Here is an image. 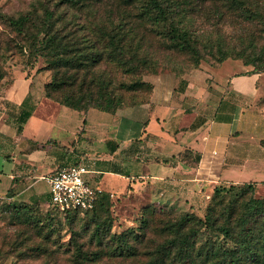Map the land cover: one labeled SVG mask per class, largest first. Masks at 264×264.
I'll return each instance as SVG.
<instances>
[{
    "label": "trees",
    "instance_id": "trees-1",
    "mask_svg": "<svg viewBox=\"0 0 264 264\" xmlns=\"http://www.w3.org/2000/svg\"><path fill=\"white\" fill-rule=\"evenodd\" d=\"M82 1L59 0L55 7H80ZM122 2V12L115 17H93L86 24L75 18L71 21L75 31H67L69 23L59 26L64 16L47 7L42 16L28 11L7 18L13 31L29 43L34 60L42 57L48 64L51 76L43 86L46 99L81 113L88 109L115 113L140 105L153 88L141 76L165 57L173 60L175 75L188 74L201 62L217 68L227 59L251 66L254 74H264V0ZM228 23L233 26L230 35L224 31ZM82 30L86 33L79 34ZM29 116V111L22 112L20 122ZM235 185L233 196L221 193L224 185L212 189L203 219L191 213L165 212L159 227L156 219L144 217L139 227L114 235L109 219L100 221L94 216L90 236L82 241L70 238L63 252L60 246L46 250L37 244L26 248L34 254L19 255L44 257V264H264V198L253 197L251 183L229 184V188ZM108 196L101 193L96 205L106 206ZM30 221L29 217L20 219L36 226ZM204 230L210 235L198 241ZM30 238L20 237L12 248L25 245Z\"/></svg>",
    "mask_w": 264,
    "mask_h": 264
},
{
    "label": "crops",
    "instance_id": "crops-1",
    "mask_svg": "<svg viewBox=\"0 0 264 264\" xmlns=\"http://www.w3.org/2000/svg\"><path fill=\"white\" fill-rule=\"evenodd\" d=\"M251 70L239 60L227 59L217 68L201 62L198 69L181 77L179 87L161 88L151 82L152 92L144 103L123 108L132 111H123L128 118L117 128L118 138L109 143L110 150L96 156L100 167L96 172L101 176L89 173L88 181L113 201L131 195L139 200L200 201L217 185L264 184V145L254 137L264 124V85L259 83L264 82V74ZM39 81L40 75L25 73L0 88L1 204L10 194L12 201L48 203L49 187L42 177L58 166L80 164L69 154L63 135L52 134L48 121L34 120L30 112L21 124V129L30 127V138L10 120L35 110L37 101L46 99L43 88H36ZM91 110L76 111L83 115L82 131L95 123L93 117L96 122L105 121ZM136 110L146 116L139 122V131L128 137ZM39 132H46L45 137ZM246 135H251L250 142ZM219 145L223 152L215 149ZM240 147L247 151L237 152Z\"/></svg>",
    "mask_w": 264,
    "mask_h": 264
},
{
    "label": "rangeland",
    "instance_id": "rangeland-1",
    "mask_svg": "<svg viewBox=\"0 0 264 264\" xmlns=\"http://www.w3.org/2000/svg\"><path fill=\"white\" fill-rule=\"evenodd\" d=\"M57 1L59 0H0V84H7L11 82L12 79L21 75L24 76L25 73H28V76H33L34 74L37 76L40 75V81L36 88H43L44 84L49 82L51 76L45 59L37 57L36 60H34V56L28 47L29 43L26 42L22 36L13 31L11 26H9L7 18H15L28 11H34L36 15L42 16L45 7H47L50 10H59L64 16L65 22L58 23L59 26L64 23H69L67 31H75L76 27L71 22L74 21L75 18L80 19V23L86 24L93 17H107L109 14L115 17L118 13L122 12L123 9L122 0H83V5L80 7L67 4H63L62 6L57 5L55 7ZM235 17L241 19L237 15H235ZM213 24L214 22L212 21L211 25ZM87 26H89V24ZM232 27L231 24L224 27V31L227 35L231 34L233 30L231 29ZM82 33H86V30L80 31L79 34ZM170 59L168 57L161 58L160 63L155 69L150 72H145L141 78L161 88H168L172 85H176L177 87L183 85L184 80L181 77L185 74L181 75V73H176L178 78H175L171 70L174 63L172 62L173 60L171 61ZM4 75L5 77L2 79ZM36 82L37 79L34 80L33 84ZM259 83L264 85L262 81ZM31 97L30 99H32ZM35 100L36 98L31 100L32 106H34L33 103ZM37 102L39 105L36 109L34 110L33 108L34 111L32 109L29 111L33 112L32 118L34 120H46V122L48 121V123L52 124V134L56 137L62 134L63 138L68 141V150L72 158L79 161L80 164L87 166L91 175H95V177L101 176L100 173L96 172L100 168L96 165V161H98L96 156H98L100 152L110 150L109 143L114 141V138H118L116 136L117 128H120L121 122L128 118H126L125 113L132 110L120 108L118 113L108 114L93 109L91 113H97L98 118L101 117V121H105H103V123L96 122L97 120H94L93 117L92 120L95 121V123L92 124L89 130L82 131L80 128H84L82 123L83 115L46 99ZM123 111H125V113ZM245 111L248 112L247 110ZM129 113L132 112H128V114ZM92 114L87 117L88 120H91ZM132 115L135 116L134 120H136V122L132 124V130L127 133L128 137H133V134L139 131L142 125L139 122L142 123L143 118H145L144 116H146L142 110H136ZM10 120L16 123V129L18 130L21 129V124H25L26 122L21 123L20 118H14L13 116ZM19 123L20 126L18 125ZM23 127L24 128L20 130L22 131L21 133L24 137L29 136L31 138L29 135L31 131L30 127L28 125H24ZM125 133L126 131L120 132V135L123 136L122 139H126ZM258 133L260 135L257 134L254 135V137H258V141L261 140L260 143L262 142L264 145V124L259 127ZM39 135L44 138L46 132H39ZM250 138L251 135L244 136L247 142L251 141ZM215 149L219 152H223V147L220 145L216 146ZM246 149V147H240L237 152L247 151ZM107 166L104 168H110ZM251 184L254 186L253 197L264 198V184L255 182ZM41 185L44 186V184ZM224 186L225 188L221 190L222 194L231 196L236 194L238 185L233 186L234 188H229V184H225ZM211 193L212 190L205 200L204 197L201 196L199 198L200 201L139 200L132 195L128 198H120L113 201L110 194H108L109 202L103 208L96 206L92 211L80 212L77 214L55 211L49 207L48 203L38 204L36 202L27 203L24 201H12L10 195H7L8 198L6 201H3L2 204L0 203V264H44V257L43 259L25 258L20 256L19 253L25 252L34 254V251H30L26 248H33L37 244H41L43 249L46 250L55 249V247L60 246L59 249L63 252L70 238L82 241L90 236L93 224L95 223L93 220L94 216H98L100 221L103 218L109 219L111 222L110 233L114 235L126 232L131 228L135 229L139 227L144 217L156 219V225L159 227L160 216L165 212H171L176 216L181 213H191L197 218L203 219L206 208L211 202ZM41 195L44 197V194ZM196 198L198 197L196 196ZM227 198L226 196L224 200H227ZM23 206L26 207L23 208ZM22 217H29L36 226L21 223L20 219ZM87 227H89V229H86ZM48 233L52 234L48 239L44 238ZM207 235H210L209 231H202L198 237V241L204 240ZM20 237L31 238L26 241L25 245L13 249L12 246L15 242L20 240ZM54 239H56L55 244H53Z\"/></svg>",
    "mask_w": 264,
    "mask_h": 264
},
{
    "label": "built area",
    "instance_id": "built-area-1",
    "mask_svg": "<svg viewBox=\"0 0 264 264\" xmlns=\"http://www.w3.org/2000/svg\"><path fill=\"white\" fill-rule=\"evenodd\" d=\"M90 170L82 164L58 166L42 177L49 187L48 205L60 212H88L97 206L101 189L93 186L87 178Z\"/></svg>",
    "mask_w": 264,
    "mask_h": 264
}]
</instances>
